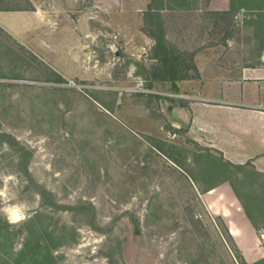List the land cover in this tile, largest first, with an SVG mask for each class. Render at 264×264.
<instances>
[{
  "label": "rangeland",
  "instance_id": "1",
  "mask_svg": "<svg viewBox=\"0 0 264 264\" xmlns=\"http://www.w3.org/2000/svg\"><path fill=\"white\" fill-rule=\"evenodd\" d=\"M150 1L0 0V17L34 4L89 30L74 44L71 34L27 35L0 20V264H238L214 211L235 194L200 192L220 166L189 130L188 111L264 68V14L223 13L230 0H155L167 42L197 68L175 92L150 69ZM260 81L258 97L242 103L264 107ZM162 142L182 151L194 182L152 145ZM262 173L224 167L247 178L238 187L264 235Z\"/></svg>",
  "mask_w": 264,
  "mask_h": 264
},
{
  "label": "crops",
  "instance_id": "2",
  "mask_svg": "<svg viewBox=\"0 0 264 264\" xmlns=\"http://www.w3.org/2000/svg\"><path fill=\"white\" fill-rule=\"evenodd\" d=\"M32 5L33 7L30 6L27 10L12 12L13 15L3 14L0 17L1 22L11 25L15 32L27 35L37 33L50 36L71 34L74 44H80L82 34L89 31L87 27H83L81 21L77 22L67 14L60 21H56L54 17H42L34 9L35 5ZM10 16H12V20L9 21ZM51 37L48 40H51ZM78 56L79 54L74 51L72 55L71 53L65 55L69 61H76ZM262 60L264 61V59ZM254 69L257 70L256 73L250 77L244 76V78H250L253 81L225 82L219 97L216 98L198 96L197 100L193 102L196 104L191 106V111H188L190 118L188 128L193 134L202 136V142L218 156L233 163L249 161L256 170L263 172L264 107L248 106L242 103L244 97L251 98L259 95L260 80L264 79V68L257 66ZM227 97L229 100L226 99ZM222 187L230 188V185L226 181L218 182L213 188L203 192L204 196L218 192L219 198H222ZM227 202L225 209L215 207L214 211H217L224 220L244 260L249 263L264 257L260 238V235L264 236L262 232L260 233L252 226L233 194ZM232 219L236 221V224Z\"/></svg>",
  "mask_w": 264,
  "mask_h": 264
},
{
  "label": "trees",
  "instance_id": "3",
  "mask_svg": "<svg viewBox=\"0 0 264 264\" xmlns=\"http://www.w3.org/2000/svg\"><path fill=\"white\" fill-rule=\"evenodd\" d=\"M154 1L151 0L148 4V7L145 11V16L147 17L151 29L148 31V34L154 40V44L151 47V56L150 58L154 59L155 61L151 63L150 69L152 71L153 79H157L162 82L169 83L171 91H178V81L183 79H188L191 75L188 74L190 70H196V65L194 62H187L189 61L188 58L183 57L182 53H179L176 49L171 47L166 40L165 33L163 30V23L161 18L159 17V13L156 11V7H154ZM241 8L247 9H257L259 10V15H263L264 11L262 12L261 9L264 8V0H230V8L223 11V13H228L229 15L233 16L235 12ZM17 9V8H16ZM17 10H21L18 8ZM264 10V9H263ZM57 80L62 81V79L58 78ZM154 97H160L158 94H152ZM160 154L169 158L175 165H177L180 169H182V174L185 178L191 179L193 182L195 177L188 169V165L185 159L182 156V151L179 153V156L173 155L171 148H173L172 144H166L165 142L162 143H154L152 144ZM165 146H168L167 148ZM213 160V162L219 164L218 171L212 172L211 174H206L205 176L209 179L219 175L218 181L208 183L204 186L199 185L200 192H206L213 188L218 182H228L232 191L234 192L236 198L238 199L245 215L251 222L252 226L259 231L260 227L256 220V214L253 211V208L248 204V200L245 199L244 195L241 193L240 188L238 187L239 184H245L247 181L246 177H241L240 175H231L225 176L224 174V167L229 169H235L237 171H242L245 169V166L251 167V172L255 176H263L261 171H258L254 168L253 164L251 165L249 161L246 163H233L228 160H225L221 156H214L209 153L206 158ZM213 168V167H211ZM222 170V172H221ZM220 171V172H219ZM219 172V173H218ZM260 186H264V182L258 183ZM248 198V197H246ZM3 226L5 228L8 227L9 224L4 222ZM224 233L226 238L230 240L232 245L234 246L236 255L235 258L237 259L238 264H263L264 257L254 262L248 263L244 260L242 255L240 254L239 249L237 248L228 228L226 225H223ZM223 234V233H222ZM225 235H223L225 237ZM38 246V245H37Z\"/></svg>",
  "mask_w": 264,
  "mask_h": 264
},
{
  "label": "bare ground",
  "instance_id": "4",
  "mask_svg": "<svg viewBox=\"0 0 264 264\" xmlns=\"http://www.w3.org/2000/svg\"><path fill=\"white\" fill-rule=\"evenodd\" d=\"M7 211H8V215L12 221H16L18 219L19 214H17V212L14 209L8 208Z\"/></svg>",
  "mask_w": 264,
  "mask_h": 264
},
{
  "label": "built area",
  "instance_id": "5",
  "mask_svg": "<svg viewBox=\"0 0 264 264\" xmlns=\"http://www.w3.org/2000/svg\"><path fill=\"white\" fill-rule=\"evenodd\" d=\"M116 38V36H114Z\"/></svg>",
  "mask_w": 264,
  "mask_h": 264
}]
</instances>
